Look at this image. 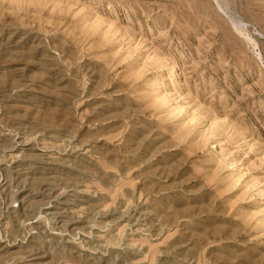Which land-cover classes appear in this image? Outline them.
Here are the masks:
<instances>
[{"label": "rangeland", "instance_id": "374dc122", "mask_svg": "<svg viewBox=\"0 0 264 264\" xmlns=\"http://www.w3.org/2000/svg\"><path fill=\"white\" fill-rule=\"evenodd\" d=\"M0 264H264V0H0Z\"/></svg>", "mask_w": 264, "mask_h": 264}]
</instances>
